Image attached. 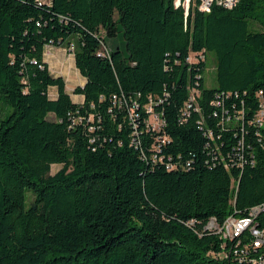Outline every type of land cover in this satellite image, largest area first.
Segmentation results:
<instances>
[{
	"label": "trees",
	"instance_id": "obj_1",
	"mask_svg": "<svg viewBox=\"0 0 264 264\" xmlns=\"http://www.w3.org/2000/svg\"><path fill=\"white\" fill-rule=\"evenodd\" d=\"M199 5L0 0V264H238L206 227L264 205V0Z\"/></svg>",
	"mask_w": 264,
	"mask_h": 264
},
{
	"label": "built area",
	"instance_id": "obj_2",
	"mask_svg": "<svg viewBox=\"0 0 264 264\" xmlns=\"http://www.w3.org/2000/svg\"><path fill=\"white\" fill-rule=\"evenodd\" d=\"M235 1L236 0H200L199 9L205 11V9H209L210 5L215 2L226 8H231L235 4ZM49 49L50 48L45 49L44 57H47ZM259 95H261V93ZM192 101L194 102L193 97ZM146 111L148 114L152 113V110L149 107L146 108ZM254 122L258 128L264 127V104L262 102H260L259 110L255 115ZM150 123L151 129H158L159 122L156 116H152ZM263 212L264 205L262 207H255L249 211L245 218L237 219L229 217V225L219 226L214 220H211L207 225L206 230L220 235L224 241L233 242L234 240H238L235 248H238L239 250L235 249L232 252V257L238 264H264V229H260L257 225V218ZM245 232L249 234L251 240L240 247L239 238ZM251 249H255L260 253L258 258L254 259L246 257Z\"/></svg>",
	"mask_w": 264,
	"mask_h": 264
},
{
	"label": "crops",
	"instance_id": "obj_3",
	"mask_svg": "<svg viewBox=\"0 0 264 264\" xmlns=\"http://www.w3.org/2000/svg\"><path fill=\"white\" fill-rule=\"evenodd\" d=\"M49 52H50L49 56L47 58L44 57V62L47 64L50 74H52L55 77H61L64 79L65 91L69 94L73 103H75V104L83 103L84 98L81 95H74L73 94V90L76 87H83V85L85 83V80L80 76V74L78 73V71L76 70V68L74 66L73 57L71 56V54L69 55V53L62 48H50ZM66 59H67V62L68 61L72 62L73 69H74L73 75L78 77L77 83L70 82V80H68V74L66 77V74L64 72H62V68L60 69V67H62V65H63L64 61H66ZM57 68L60 70H58V72H55ZM50 96H51V98L56 97V92L54 89L50 90Z\"/></svg>",
	"mask_w": 264,
	"mask_h": 264
},
{
	"label": "rangeland",
	"instance_id": "obj_4",
	"mask_svg": "<svg viewBox=\"0 0 264 264\" xmlns=\"http://www.w3.org/2000/svg\"><path fill=\"white\" fill-rule=\"evenodd\" d=\"M176 1L179 2L180 0H176ZM189 1L190 0H184L185 7L188 6ZM108 46H111V44L109 43ZM49 53L50 52H48L47 57L49 56ZM69 55H70V53H69ZM210 67H211V65H210ZM61 68H62V72H64L66 74V77L68 74V80H70V82L77 83L78 77L73 75L74 69H73V65H72L71 61L67 62V59H66V61H64L63 65H62V67H60V69ZM60 69L57 68L55 72H58V70H60ZM213 80H214V72H213V70H208L207 73L205 74V84L208 87H211V86H213ZM57 170H58L57 167H52L51 174L55 173Z\"/></svg>",
	"mask_w": 264,
	"mask_h": 264
},
{
	"label": "bare ground",
	"instance_id": "obj_5",
	"mask_svg": "<svg viewBox=\"0 0 264 264\" xmlns=\"http://www.w3.org/2000/svg\"><path fill=\"white\" fill-rule=\"evenodd\" d=\"M205 10H208V9H205ZM224 225H229V219L226 220V222L224 223Z\"/></svg>",
	"mask_w": 264,
	"mask_h": 264
}]
</instances>
